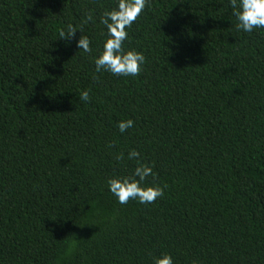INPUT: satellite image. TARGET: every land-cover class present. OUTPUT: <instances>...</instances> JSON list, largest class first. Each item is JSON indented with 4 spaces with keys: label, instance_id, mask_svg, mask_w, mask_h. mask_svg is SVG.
Here are the masks:
<instances>
[{
    "label": "trees",
    "instance_id": "trees-1",
    "mask_svg": "<svg viewBox=\"0 0 264 264\" xmlns=\"http://www.w3.org/2000/svg\"><path fill=\"white\" fill-rule=\"evenodd\" d=\"M115 6L0 0V264H264V30L229 0H148L125 42L145 64L117 78L94 63ZM138 163L164 196L121 205L106 181Z\"/></svg>",
    "mask_w": 264,
    "mask_h": 264
},
{
    "label": "clouds",
    "instance_id": "clouds-1",
    "mask_svg": "<svg viewBox=\"0 0 264 264\" xmlns=\"http://www.w3.org/2000/svg\"><path fill=\"white\" fill-rule=\"evenodd\" d=\"M148 0H116V6L105 11L99 18V23L106 30L107 39L102 44V49L95 57V71L106 72L117 78H136L140 75L145 56L136 50H125V42L128 39V31L134 22L144 12ZM232 15L236 21V29L244 33H252L254 30H264V0H229ZM93 20V15L86 16V22ZM73 25H67L59 33V39L71 40L76 33ZM92 41L89 37L80 36L77 40V48L85 53L92 51ZM81 101H89V91L82 90L78 97ZM135 121L132 119L121 120L117 123L121 134L133 128ZM140 153L131 150L128 153L129 160H138ZM119 159V157H117ZM153 167L138 163L130 175H114L109 178L107 191L121 205L129 201H135L142 205H151L164 196V188L159 185L148 184L149 177H154ZM153 264H175L170 253H161L154 257Z\"/></svg>",
    "mask_w": 264,
    "mask_h": 264
}]
</instances>
